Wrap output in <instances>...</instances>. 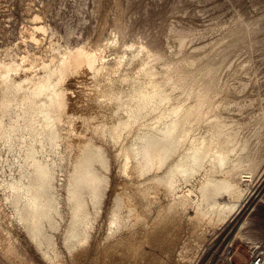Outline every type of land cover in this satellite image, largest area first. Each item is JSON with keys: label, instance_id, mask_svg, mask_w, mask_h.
<instances>
[{"label": "bare ground", "instance_id": "6f19581e", "mask_svg": "<svg viewBox=\"0 0 264 264\" xmlns=\"http://www.w3.org/2000/svg\"><path fill=\"white\" fill-rule=\"evenodd\" d=\"M121 8L104 45L0 59V145L13 153L0 159L4 264H41L19 231L46 264H199L225 229V254L261 243L264 96L245 92L260 81L264 22L237 15L227 43L190 53L197 34L180 27L169 50L157 34L127 44L137 19ZM47 30L26 31L39 45Z\"/></svg>", "mask_w": 264, "mask_h": 264}, {"label": "rangeland", "instance_id": "374dc122", "mask_svg": "<svg viewBox=\"0 0 264 264\" xmlns=\"http://www.w3.org/2000/svg\"><path fill=\"white\" fill-rule=\"evenodd\" d=\"M122 6L128 7L132 13H135L137 19L126 39L127 44L136 43L142 37L149 39L151 34H157L162 47L169 50L170 37L168 34L172 27H180L187 31L194 30L197 34L186 44L185 49L190 53L209 50L212 45L222 39L224 43H227L230 38H224L225 33L227 34L235 18L238 17L237 15H242L248 22L254 19H262L264 22V0H0V59L5 57V52L9 49L18 54L30 49L40 55L44 52L46 54L53 44L64 45L66 42H70L71 45H74L89 42L93 45H104L116 27L117 18L120 16L119 10H126V8H121ZM37 13L41 19L34 21L33 16ZM35 22L48 27L46 32H37L42 38L39 45L28 38L26 31L33 28ZM256 36H258V40H264V30L254 34V37ZM257 46L258 48L262 47V44ZM198 47L201 49L199 50ZM195 49L197 50L195 51ZM111 53L112 51L109 50L106 55H109L110 58ZM249 54L251 53L243 51L239 57L232 54L229 59L232 62H238V60L242 62L250 56ZM235 57L237 58L234 59ZM252 57L255 66L258 65L256 67L260 73V75L258 74L260 81L257 85L246 90L245 96L249 98L259 92L264 96V52L258 49L252 53ZM222 75L226 78V72ZM23 76L24 72L16 75L17 78ZM245 77L247 76L245 75ZM0 159L2 161L13 159V153L8 152L4 146L0 145ZM4 169L3 174L8 179L9 175H12L10 171H14V168L9 169L6 164ZM115 172L114 165V175ZM14 174L17 172L14 171ZM0 175L1 178H4L2 173ZM255 184L260 185V189L264 188V176L261 180L258 178ZM259 187L255 188L256 191ZM263 195L264 191L261 193V196ZM256 213L259 217L257 224L261 227L260 229L256 228L261 234L258 236L261 240V243L258 244L259 248L247 241L235 240L231 248L232 260L230 264H247L256 248H258L256 251H260L264 255V240H262L264 239V206H259ZM247 230L245 229V231ZM227 231L226 229L218 231L219 236L209 242L211 248L203 252L199 264L223 263L222 256L226 252L225 245L229 244L230 237H232L231 235L226 236ZM18 236L27 246L28 253L39 263L46 264L44 260L39 259L33 244L27 242L24 234L19 231ZM0 264L4 263L0 260Z\"/></svg>", "mask_w": 264, "mask_h": 264}, {"label": "built area", "instance_id": "2783aa9c", "mask_svg": "<svg viewBox=\"0 0 264 264\" xmlns=\"http://www.w3.org/2000/svg\"><path fill=\"white\" fill-rule=\"evenodd\" d=\"M227 245V244H226ZM225 245V249L227 248ZM232 244H230V248H228V253H224V255L222 256V264H230L231 260H232ZM256 248V247H254ZM259 248V247H258ZM258 248H256V250H258ZM255 253H253L251 259L247 262V264H263L264 263V255L262 252L260 251H256Z\"/></svg>", "mask_w": 264, "mask_h": 264}]
</instances>
